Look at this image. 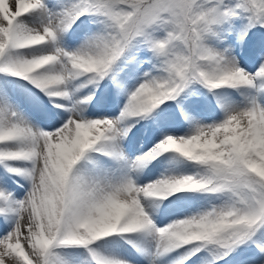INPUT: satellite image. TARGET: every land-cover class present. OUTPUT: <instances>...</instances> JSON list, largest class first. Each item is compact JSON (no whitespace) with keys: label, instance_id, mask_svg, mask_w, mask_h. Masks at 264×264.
I'll list each match as a JSON object with an SVG mask.
<instances>
[{"label":"snow or ice","instance_id":"obj_1","mask_svg":"<svg viewBox=\"0 0 264 264\" xmlns=\"http://www.w3.org/2000/svg\"><path fill=\"white\" fill-rule=\"evenodd\" d=\"M0 264H264V0H0Z\"/></svg>","mask_w":264,"mask_h":264}]
</instances>
